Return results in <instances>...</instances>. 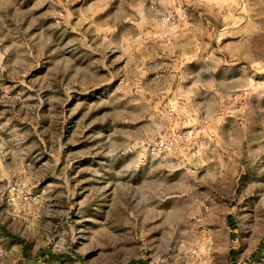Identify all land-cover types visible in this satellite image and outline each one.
<instances>
[{
  "label": "rangeland",
  "instance_id": "1",
  "mask_svg": "<svg viewBox=\"0 0 264 264\" xmlns=\"http://www.w3.org/2000/svg\"><path fill=\"white\" fill-rule=\"evenodd\" d=\"M0 264H264V0H0Z\"/></svg>",
  "mask_w": 264,
  "mask_h": 264
},
{
  "label": "trees",
  "instance_id": "2",
  "mask_svg": "<svg viewBox=\"0 0 264 264\" xmlns=\"http://www.w3.org/2000/svg\"><path fill=\"white\" fill-rule=\"evenodd\" d=\"M49 260H53L54 262H57V257L51 256V257H49Z\"/></svg>",
  "mask_w": 264,
  "mask_h": 264
},
{
  "label": "built area",
  "instance_id": "3",
  "mask_svg": "<svg viewBox=\"0 0 264 264\" xmlns=\"http://www.w3.org/2000/svg\"><path fill=\"white\" fill-rule=\"evenodd\" d=\"M160 145H163V143H162V142H160Z\"/></svg>",
  "mask_w": 264,
  "mask_h": 264
}]
</instances>
